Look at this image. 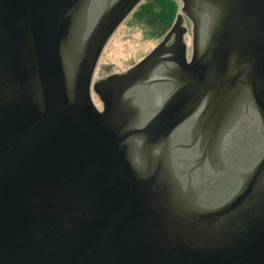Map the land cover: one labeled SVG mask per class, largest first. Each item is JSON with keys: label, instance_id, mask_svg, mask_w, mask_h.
Segmentation results:
<instances>
[{"label": "flooded vegetation", "instance_id": "1", "mask_svg": "<svg viewBox=\"0 0 264 264\" xmlns=\"http://www.w3.org/2000/svg\"><path fill=\"white\" fill-rule=\"evenodd\" d=\"M105 1L75 0L70 10L75 7L80 19L77 15L75 20L36 21V10L32 9L30 0H24L22 8L18 7V0H0V11L3 10L0 13V51L12 53L15 62L21 55V68L27 75L16 83L9 74L6 77L9 87L20 93V82H24L25 87L30 88L33 82L31 75L37 70L38 61L32 60L33 44L38 42V38L50 37L56 41L66 73L76 78L65 90L77 94L81 101L80 111L85 118L81 120H86L89 128L119 140L117 143L123 157L132 153L135 171H150V179L145 185L146 200L140 204V217L150 218L148 211H151L156 218L168 223L171 237L177 236L186 248L184 264H249L250 260L264 264V178L257 183L260 175H264V127L261 119H229L227 130L220 133L208 134L201 130L200 116L204 106L192 111L200 100L199 92L205 77L204 71L190 67L196 36L189 19L185 21L184 35L174 34L160 52L165 53L164 64L163 57H160V70L167 75V80L147 82V86L144 89L140 87L136 93L124 92V82L108 83L102 90L105 98L102 105L94 93V84L114 67L105 62L111 42L104 46L98 66L94 63L96 31L100 21L93 17L96 5L104 4V12L114 7L117 0L108 4L103 3ZM146 7L147 4L143 3L137 6L132 14L134 22L160 30L163 40L171 29L168 28V16L161 11L163 6H149L152 20L147 16H137ZM180 8L179 5V11ZM46 9L45 2L39 5V11ZM97 38L98 44L101 42L97 48L101 49L105 38ZM125 51L113 52L116 56L125 54ZM18 97L14 95L9 101L23 113L30 111L26 105L29 96L22 94L24 101L20 105L15 104ZM89 98L103 110L101 117L93 114ZM142 99L146 100L145 107L149 110L146 115L138 105ZM33 111L38 113L37 108ZM37 120L6 119V124L0 127V163L9 153L12 160L19 157L16 166H10L15 161L0 166V172L8 169L0 179V194L6 198L9 208L7 213L0 211V231L6 235L8 256H15L9 260L10 264H16L18 253L45 246L46 215L61 199H70L75 207L70 213L76 214L83 204L92 200L96 188L103 192L100 184L96 187L89 185L95 173L102 175L103 185L104 182L118 181L117 188L121 192L118 206L126 193L124 182L117 178L122 165L117 164L111 150L96 142L93 135L80 137L79 133H71L73 129L68 119H60L56 133L61 140L60 147L67 153L61 151L50 163L40 156L32 164L30 151L23 155V144L28 143L31 126ZM128 139L134 140L135 145L131 143L130 147ZM93 145H98L101 150ZM211 145H216L213 155ZM140 147H150L148 151L152 150L153 156L161 151L171 161L167 164H142ZM97 158L101 165L94 167ZM129 160V157L125 158V161ZM225 165L229 168L224 169ZM52 170L57 171L51 175ZM67 172L69 174H64ZM53 186L56 189L52 190ZM44 197H50L48 204ZM1 203L0 199V208ZM64 206L70 209L69 205ZM256 209L259 210L255 215ZM1 224H7L11 232L4 230ZM207 235L209 240L201 243ZM259 236L263 239L257 244ZM226 256H230L229 259Z\"/></svg>", "mask_w": 264, "mask_h": 264}, {"label": "water", "instance_id": "2", "mask_svg": "<svg viewBox=\"0 0 264 264\" xmlns=\"http://www.w3.org/2000/svg\"><path fill=\"white\" fill-rule=\"evenodd\" d=\"M74 1L30 0L32 8L43 2L47 5L49 15L39 14L36 21L42 19L55 21L67 11L69 15L72 14L76 11L75 7L70 10ZM110 1L112 0L103 3L108 4ZM182 1L185 4L184 13L195 25L196 49L190 67L195 70L201 69L205 77L199 92L201 101H198L192 111L195 112L200 103L206 102V108L200 117L201 130L208 134L224 132L227 130L226 124L229 119H246L247 116L261 119L264 127V0ZM140 2L141 0H117L114 7L104 12V4L96 5L95 9L99 12L93 19L100 21L96 31V55L100 51L97 46L101 43L98 44L97 37L107 40ZM23 4L24 0H18L19 8H22ZM68 20L72 18L69 17ZM183 20L184 17L179 15L172 35L185 33L182 27ZM33 45L35 50L32 53V60H38L37 70L32 72L33 82L30 83V88L25 87L24 82H20V93L29 96L26 102L30 108H37L38 113L30 112L24 115L19 107L7 102V95L11 93L5 91L0 95V119H38L31 126L28 143L23 144V149H30L31 158L34 159L39 156L51 159L61 151L67 153V150L60 147L61 140L56 133L60 119H68L69 126L73 129L71 133H79L80 137L93 135L101 145H109L118 164L122 165L117 178L124 182L126 196L119 206L115 202L110 203L115 195L111 193L110 198L104 185L109 192H115L118 181L104 182L103 185L102 175L100 173L93 175L89 180L90 187L100 184L103 192L100 193V188H96L92 200L83 204V208L76 214L70 213V210H75L72 201L67 198L61 199L46 215L45 224L54 226V231L47 232L46 251L26 249L22 254L18 253L20 256L15 258L16 264H184L186 257L183 252L186 248L177 236L174 239L171 237L168 223H163L164 219L156 218L151 211H148L150 218H139L138 204L146 200L144 195L147 174L142 176V172L135 171L134 160L125 161L128 155L125 157L120 155V147L117 145L119 140L89 128L86 120H81L85 119L80 111L81 101L77 94L65 90L76 78L75 75L65 72L63 59L60 60L58 43L47 39ZM158 52L159 50H156L125 75L112 77L108 83L124 82L123 84H126L124 92H127L140 83L143 84L148 75L161 76L160 72L155 71L162 55L161 51ZM9 57L7 67L15 70L7 69L5 63L0 60V76L9 77L11 74L10 77L18 83L27 76L21 68V55L17 62L12 53ZM104 88L105 85H102L99 95L105 104L102 95ZM88 103L90 104L89 100ZM90 105L93 114L101 117L93 105ZM161 140H164V137ZM131 143L135 145L134 140L128 139L127 144L130 147ZM96 147L101 150L98 145ZM215 148L216 145L210 146L211 155L214 154ZM149 149L150 147H146L143 152L142 164L164 162L163 152L160 157L155 158L149 152L145 154ZM10 154L5 155L6 158L1 161L0 166L8 163L10 165L19 158L15 157L12 160L9 158ZM223 168L227 169L229 166L225 165ZM7 171L8 169L0 172V179ZM263 178L264 175H260L257 183H261ZM48 189L51 190L50 187ZM54 189L56 187L53 186L52 190ZM0 199L2 201L0 211L7 213L9 208L5 203L6 198L0 194ZM49 199L50 197H44L46 204ZM148 199L150 201V196ZM64 204L69 205L70 209L68 210ZM108 204L110 208L107 211L108 216L99 219L101 208ZM65 209L68 210L66 216ZM258 210H254L255 215ZM1 225L4 230L11 232L12 229L7 224ZM88 227L91 232L86 233ZM233 233H236V229ZM209 238L207 235L200 242L206 243ZM262 239L261 236L257 237V244H260ZM5 243L6 235L0 231V264H10L9 260L15 257L8 256L9 251ZM229 257L226 256V259ZM245 258L244 262L247 261V256ZM249 264L259 263L256 261L252 263L250 260Z\"/></svg>", "mask_w": 264, "mask_h": 264}, {"label": "rangeland", "instance_id": "3", "mask_svg": "<svg viewBox=\"0 0 264 264\" xmlns=\"http://www.w3.org/2000/svg\"><path fill=\"white\" fill-rule=\"evenodd\" d=\"M176 2L181 5L180 1L177 0ZM160 32V30L151 29L146 25L137 24L133 18L130 19L122 26L110 43L105 60L107 62H119L120 71L128 69L155 47L161 37ZM188 42H190V39H188ZM124 49H126L125 56L121 54L115 56L113 51H123ZM111 52L112 56H110Z\"/></svg>", "mask_w": 264, "mask_h": 264}, {"label": "trees", "instance_id": "4", "mask_svg": "<svg viewBox=\"0 0 264 264\" xmlns=\"http://www.w3.org/2000/svg\"><path fill=\"white\" fill-rule=\"evenodd\" d=\"M155 5H162L163 8L161 9V11H164V15L168 16V26H170L172 20L174 18L175 12H176V6L174 7V5L171 7V9H167V6L169 7L170 5L168 3H166L164 0H152L150 2L147 3V7L145 8V10L140 11L137 16H141L142 18H144V16L149 17L151 20V16L149 13V6H155ZM154 19H158V17H154Z\"/></svg>", "mask_w": 264, "mask_h": 264}]
</instances>
